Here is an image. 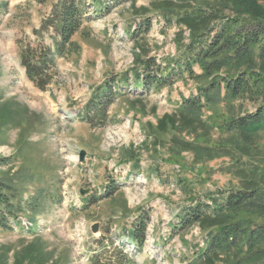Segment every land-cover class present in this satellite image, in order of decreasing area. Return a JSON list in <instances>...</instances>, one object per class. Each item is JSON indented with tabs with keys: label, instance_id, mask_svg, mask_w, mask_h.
<instances>
[{
	"label": "rangeland",
	"instance_id": "rangeland-1",
	"mask_svg": "<svg viewBox=\"0 0 264 264\" xmlns=\"http://www.w3.org/2000/svg\"><path fill=\"white\" fill-rule=\"evenodd\" d=\"M55 1L0 0V264H90L100 238L135 264H191L205 248L206 233L193 226L172 234L176 216L192 199L239 189L247 177L242 170L264 166V136L248 146L218 132V106L202 110L206 125L157 129L200 83L184 75L140 94L134 75L146 60L162 70L186 60L189 32L175 24L184 0H105L107 13L92 7L91 21L72 39L78 54L58 60L50 85L39 91L20 68L19 51ZM256 4L264 8V0ZM145 19L151 26L143 33ZM125 77L106 124L87 125L85 105L104 84L113 80L117 88ZM69 110L77 117L66 118ZM224 144L228 149L221 151ZM112 188L113 195L98 200ZM141 215L149 221L136 251L127 234Z\"/></svg>",
	"mask_w": 264,
	"mask_h": 264
},
{
	"label": "trees",
	"instance_id": "trees-1",
	"mask_svg": "<svg viewBox=\"0 0 264 264\" xmlns=\"http://www.w3.org/2000/svg\"><path fill=\"white\" fill-rule=\"evenodd\" d=\"M184 1L186 5L175 24L189 32L186 60H174L172 68L164 70L153 60H146L142 73L134 75L133 85H139L143 94L169 87L184 75L199 82L197 94L183 99L173 114L164 115L157 129L187 130L206 125L200 119L202 110L218 106L221 122L217 131L250 146L264 136V8L256 0H203L204 6L195 0ZM95 6L98 13L109 11L105 0H56L39 28L33 30L34 39L20 46L19 66L36 89L46 91L58 60L78 54L79 47L72 39L91 21ZM150 23L144 20L143 33L150 29ZM165 23L170 24L168 17ZM193 66L200 74L193 71ZM114 83L104 84L85 105L83 121L90 127L106 124L108 108L127 78L120 80L117 88ZM220 149L226 151L228 146L220 145ZM242 173L247 177L239 189L217 192L204 200L192 199L190 206L176 216L172 234L180 235L193 226L206 233L205 248L191 264H264V166H253ZM115 191L105 190L98 200L109 198ZM2 206L0 196V221L5 220ZM148 221L147 215L139 216L127 234L133 250H141ZM96 244L98 250L89 259L90 264H106L104 259L109 264H135L112 241L100 238Z\"/></svg>",
	"mask_w": 264,
	"mask_h": 264
},
{
	"label": "bare ground",
	"instance_id": "bare-ground-1",
	"mask_svg": "<svg viewBox=\"0 0 264 264\" xmlns=\"http://www.w3.org/2000/svg\"><path fill=\"white\" fill-rule=\"evenodd\" d=\"M76 116H77V114L73 110L65 111V117L68 119L75 118ZM128 124H129V122H128ZM17 223L19 225L25 227L26 229H29L28 226H30V225H28V223L25 220H20Z\"/></svg>",
	"mask_w": 264,
	"mask_h": 264
},
{
	"label": "water",
	"instance_id": "water-1",
	"mask_svg": "<svg viewBox=\"0 0 264 264\" xmlns=\"http://www.w3.org/2000/svg\"><path fill=\"white\" fill-rule=\"evenodd\" d=\"M78 158H79V162H82L83 159H84V152H80ZM91 232H92L93 234L97 233V232H98V226H97V225H94V226L91 228Z\"/></svg>",
	"mask_w": 264,
	"mask_h": 264
}]
</instances>
